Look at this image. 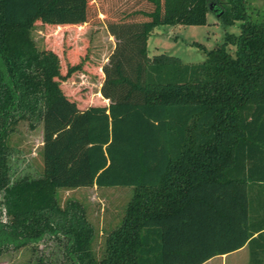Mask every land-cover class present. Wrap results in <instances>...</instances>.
Returning <instances> with one entry per match:
<instances>
[{
	"label": "trees",
	"instance_id": "16d2710c",
	"mask_svg": "<svg viewBox=\"0 0 264 264\" xmlns=\"http://www.w3.org/2000/svg\"><path fill=\"white\" fill-rule=\"evenodd\" d=\"M245 1L135 0L106 21L107 103L81 107L58 82L80 62L61 75L29 31L36 20L84 23L88 0H0V252L47 235L64 240L60 264H201L243 245L247 264H264V17ZM207 12L224 27L237 21L238 33L201 47L197 63L147 56L154 27L204 24ZM19 120L41 124L42 175L10 182ZM93 185L132 189L99 258L80 205L56 199L59 188Z\"/></svg>",
	"mask_w": 264,
	"mask_h": 264
},
{
	"label": "rangeland",
	"instance_id": "374dc122",
	"mask_svg": "<svg viewBox=\"0 0 264 264\" xmlns=\"http://www.w3.org/2000/svg\"><path fill=\"white\" fill-rule=\"evenodd\" d=\"M88 18L84 23L69 26L45 25L35 21L29 35L37 49H50L59 59L60 74L66 67L79 63V69L65 79H58L64 94L79 106L106 104L98 92L102 81L101 66L107 61L115 39L109 34L106 21L114 20L122 13L137 7L135 0H88ZM247 11L264 17V0H246ZM238 22L222 26L211 12L206 13L205 23L200 25H159L146 39L147 56L165 53L178 57L184 63L203 60V50L221 43L223 33H238ZM198 44V45H196ZM233 47L227 46L232 52ZM19 120L8 133V179L34 178L42 175L41 124ZM1 193V192H0ZM129 186H102L59 188L56 199L59 206L67 200L76 201L83 210L86 221L92 227L90 248L99 258L107 233L121 221L125 206L130 200ZM1 196V195H0ZM0 217H3L0 213ZM63 238L44 235L40 241L16 249L0 252V264H60ZM247 251L241 249L225 258L218 255L201 264H247Z\"/></svg>",
	"mask_w": 264,
	"mask_h": 264
},
{
	"label": "crops",
	"instance_id": "0c3cea01",
	"mask_svg": "<svg viewBox=\"0 0 264 264\" xmlns=\"http://www.w3.org/2000/svg\"><path fill=\"white\" fill-rule=\"evenodd\" d=\"M246 249V251H247V248H246V246L245 245H243V246H241L240 248H238V249H236V250H233V251H231V252H228V253H226V254H221V255H218L220 258H225L227 255H229L230 253H234V252H237V251H239V250H241V249ZM247 259H248V256H247Z\"/></svg>",
	"mask_w": 264,
	"mask_h": 264
}]
</instances>
